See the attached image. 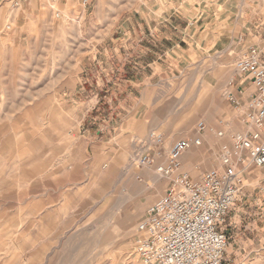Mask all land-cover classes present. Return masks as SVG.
Returning a JSON list of instances; mask_svg holds the SVG:
<instances>
[{
    "label": "rangeland",
    "instance_id": "obj_1",
    "mask_svg": "<svg viewBox=\"0 0 264 264\" xmlns=\"http://www.w3.org/2000/svg\"><path fill=\"white\" fill-rule=\"evenodd\" d=\"M142 8L143 0L0 3V264H141L138 225L170 183L156 172L161 157L200 137L192 132L204 123L209 139L190 152L213 170L239 132L226 96L246 50L231 45L192 66L156 56L160 66L139 73L131 102L100 99L85 114L91 103L80 90L116 59L114 40ZM148 150L153 164L142 166L135 156Z\"/></svg>",
    "mask_w": 264,
    "mask_h": 264
},
{
    "label": "crops",
    "instance_id": "obj_2",
    "mask_svg": "<svg viewBox=\"0 0 264 264\" xmlns=\"http://www.w3.org/2000/svg\"><path fill=\"white\" fill-rule=\"evenodd\" d=\"M3 1L0 0V3ZM52 1L84 2L86 8L90 0ZM143 2L145 9L140 10L136 22L131 25V22L125 21L126 26L120 30L122 36L114 40L116 59L112 63L110 59L105 60L102 64L103 76L92 74L80 90L91 103L85 111L86 115L94 113L100 99L107 104L112 99L131 102L140 81L139 73H142L140 76H146L149 69L160 66L154 61L156 56H159V60L171 56L175 65L192 66L205 58L207 52L211 51L215 55L230 45L242 51L258 48L264 54V0ZM95 85H101L102 88L98 90ZM255 92L253 83L238 74L229 82L227 100L232 94L241 105L238 109L231 104L238 115L236 123L239 126L235 124L239 131L237 133H246L248 130L242 119L249 110L248 105ZM119 105L123 108V104ZM133 112L131 110L129 114ZM205 120L210 122L208 118ZM192 134L209 139L206 130ZM188 165L193 169H188ZM213 166V169L221 168V164L217 167L216 161ZM208 171L190 151L182 157L181 172L193 179L200 180ZM226 228L231 240L228 259L237 264H246L248 261L264 264V168L249 167L245 170L244 191L228 217Z\"/></svg>",
    "mask_w": 264,
    "mask_h": 264
},
{
    "label": "built area",
    "instance_id": "obj_3",
    "mask_svg": "<svg viewBox=\"0 0 264 264\" xmlns=\"http://www.w3.org/2000/svg\"><path fill=\"white\" fill-rule=\"evenodd\" d=\"M27 1L11 0V4L19 8ZM235 68L256 90L242 119L248 130L230 136L222 147L221 168L206 172L200 180L182 173L181 168L184 154L202 145L201 137L177 141L165 152L167 162L158 172L170 179V186L138 225L135 253L141 264H235L227 258L231 245L228 217L243 194L245 170L264 168L263 52L249 48L240 54ZM229 101L240 109L232 94ZM205 130L201 123L200 132ZM217 136L223 138L225 132ZM155 140L161 145L164 142L162 135ZM149 151L138 154L136 162L152 165Z\"/></svg>",
    "mask_w": 264,
    "mask_h": 264
},
{
    "label": "bare ground",
    "instance_id": "obj_4",
    "mask_svg": "<svg viewBox=\"0 0 264 264\" xmlns=\"http://www.w3.org/2000/svg\"><path fill=\"white\" fill-rule=\"evenodd\" d=\"M187 128H188V127H187ZM159 136H161V135H159ZM159 136H156L155 134H152L153 140H155V138H156V137L158 138ZM201 138H202V137H201ZM202 140H203V138H202ZM155 141H156V140H155ZM147 142H148V140H146V144H142V146H143V147L147 146L148 143H149V142H148V143H147ZM156 142H157V141H156ZM137 147H139V146H137ZM161 158H162V160L164 161V162L162 163L161 166H164V165L166 164V162H167V158H166L165 156H162ZM135 159H136V160L138 159V155L135 156ZM158 168H159V167H158ZM158 168H157V170H156L157 173H159V172H158ZM159 174L162 175L161 173H159ZM162 176H163V175H162ZM163 177H164V176H163Z\"/></svg>",
    "mask_w": 264,
    "mask_h": 264
}]
</instances>
